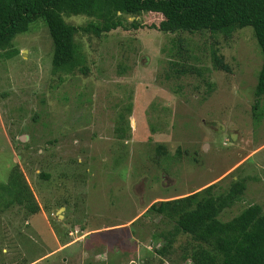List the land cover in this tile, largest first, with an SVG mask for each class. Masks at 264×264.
<instances>
[{
    "label": "rangeland",
    "instance_id": "1",
    "mask_svg": "<svg viewBox=\"0 0 264 264\" xmlns=\"http://www.w3.org/2000/svg\"><path fill=\"white\" fill-rule=\"evenodd\" d=\"M162 18L146 12L138 28L78 34L85 72L52 71L53 40L42 19L14 38L19 54L0 57V181L19 163L43 206L26 215L0 198L3 263L87 232L40 264H192L182 259L184 235L170 253L157 251L175 224L148 211L152 203L212 183L225 191L245 177L241 200L220 218L264 207V97L256 108L254 91L263 56L253 28L228 37L163 32L153 25ZM215 49L228 70L214 66ZM159 144L167 151L161 159Z\"/></svg>",
    "mask_w": 264,
    "mask_h": 264
},
{
    "label": "trees",
    "instance_id": "2",
    "mask_svg": "<svg viewBox=\"0 0 264 264\" xmlns=\"http://www.w3.org/2000/svg\"><path fill=\"white\" fill-rule=\"evenodd\" d=\"M146 12L162 15L160 23L153 25L163 32L208 31L228 37L239 28L251 26L263 56L254 90L257 97L255 107L259 106L264 97V0H0V57L6 59L19 54L13 44L14 38L29 31L35 21L42 19L53 40L52 71L85 72L88 55L83 52L78 34L101 37L118 28H138L141 26L139 16ZM75 16L86 17L88 21L86 24L73 23L69 18ZM212 59L216 68L229 69L218 49L214 50ZM181 71L187 72L188 69ZM129 123L128 127L132 128ZM117 129L119 133L126 130L122 126ZM156 152L157 159L166 155L165 144H159ZM42 176L49 175L43 173ZM247 186L246 178L238 177L225 191L216 192V184L212 183L152 203L148 211H155L175 224L157 251L170 253L177 237L184 235L186 242L181 248L182 259L186 262L264 264L263 205L253 203L231 219L220 218L226 208L241 200ZM0 198L6 207L14 204L23 207L26 215L33 216L43 209L27 174L17 162L13 163L8 180L0 181ZM69 242L71 240H63L62 245ZM2 250L0 245V254ZM34 260L29 258L20 264ZM0 262L5 264L2 260Z\"/></svg>",
    "mask_w": 264,
    "mask_h": 264
},
{
    "label": "crops",
    "instance_id": "3",
    "mask_svg": "<svg viewBox=\"0 0 264 264\" xmlns=\"http://www.w3.org/2000/svg\"><path fill=\"white\" fill-rule=\"evenodd\" d=\"M86 235L87 232H85L84 234L76 237L75 239H73V241L69 242L66 245H62V243H60L57 247H55L52 251L48 252V253H44V254H40L38 256L32 257L31 259H35L33 262L29 263V264H40L42 262V260H45L51 256H53L54 254H57L60 250H65L68 249L69 247H71L73 245V242H78V241H83L85 240V238L87 237ZM73 254V250L72 253ZM65 255V254H64ZM70 254H67L66 256H64V261L66 259H68ZM76 255V254H75Z\"/></svg>",
    "mask_w": 264,
    "mask_h": 264
},
{
    "label": "water",
    "instance_id": "4",
    "mask_svg": "<svg viewBox=\"0 0 264 264\" xmlns=\"http://www.w3.org/2000/svg\"><path fill=\"white\" fill-rule=\"evenodd\" d=\"M159 203H160V202H159ZM63 208H64L63 206L60 207V208H59V212H61V210H62ZM59 215L62 216V213H59Z\"/></svg>",
    "mask_w": 264,
    "mask_h": 264
},
{
    "label": "clouds",
    "instance_id": "5",
    "mask_svg": "<svg viewBox=\"0 0 264 264\" xmlns=\"http://www.w3.org/2000/svg\"><path fill=\"white\" fill-rule=\"evenodd\" d=\"M71 233V232H70ZM74 235V234H73Z\"/></svg>",
    "mask_w": 264,
    "mask_h": 264
}]
</instances>
